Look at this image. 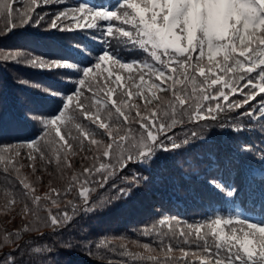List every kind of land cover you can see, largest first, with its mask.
<instances>
[{"label": "snow or ice", "instance_id": "snow-or-ice-1", "mask_svg": "<svg viewBox=\"0 0 264 264\" xmlns=\"http://www.w3.org/2000/svg\"><path fill=\"white\" fill-rule=\"evenodd\" d=\"M41 2L44 5L61 4L64 0ZM39 6L38 0H29L24 9H16L10 0H0V18H5L10 27H15L17 21L20 25L31 22L39 26L44 15L34 21L30 15L34 7ZM61 18L87 20L86 27L102 30L105 35L116 38L118 44L131 45L143 55L125 58L109 43L94 56L76 45L79 54L87 61L83 66L82 62H70L68 58L51 61L33 58L26 62L40 69H72L71 75L78 77L71 81L76 85L71 94L48 90L53 97L61 96L62 104L55 113L47 116L33 113L30 116L42 129L38 137L26 142L31 150L27 159L32 162L29 167L33 174L37 170V156L32 153H38L42 162H54L61 174L65 169H72L69 156L85 153L83 159L92 163L82 164L80 172L73 171L65 189L50 185L49 192L41 197L35 194V185L21 176L24 165L15 162V158L21 155L15 149L24 144L3 146L0 150V165L3 167L0 170L6 177L9 173L15 175L21 187L20 196L27 201L22 215L24 218L31 216L32 220L22 229L2 234L0 264H51L49 258L57 252L56 247L43 241V246L21 245L19 240L24 233L40 231L41 227H50L53 233L69 228L81 209L84 214H93L97 208L111 202L104 197L92 201L91 194L114 180L129 163L146 165L157 157L158 152H172L191 143L187 136L177 140L174 129L208 119L216 120L225 109L241 108L264 93V0H117L112 7L98 8L85 2L58 11L51 19L50 27L57 31H71V25L65 28L57 24ZM113 20L119 24L97 23ZM20 55L16 52L4 55L2 59L20 63L17 59ZM104 63H110L112 70L101 83L96 70ZM117 70L129 73L124 83H118L123 78L119 74L110 80ZM86 83L90 95H85ZM236 94L243 99L229 103V96ZM257 105V108L250 107L239 115L253 117L258 112L264 119V97ZM243 130V125L233 126L237 133ZM191 135L196 138L198 134L192 132ZM51 144L56 147H50ZM243 150L251 149L246 146ZM260 159L264 160V152L260 153ZM140 179L134 174L131 183L138 186ZM209 183L224 191L223 184L215 180ZM73 191L77 193L78 201L66 199ZM130 191V188H120L118 196L113 199L125 197ZM234 192V188H229L227 196L232 197ZM5 194L4 208L11 210L18 202L16 194L8 189ZM42 200L47 203H41ZM62 203L66 207L60 209ZM52 208L58 211L52 212ZM44 210L47 215L41 216ZM158 224L168 226L169 231L162 232L154 226L144 234L157 232L159 254L163 258L131 252L123 244L119 255L150 264H196L194 260L186 259L189 256L198 258L199 264H264V222L215 215L195 223L165 217ZM133 243L149 253L156 252L149 243ZM80 246L91 253L89 241H81ZM5 247H10L11 251L4 252ZM60 247L71 251L77 245L68 240L61 241ZM95 247L108 248V242L101 240ZM175 252L181 256H174Z\"/></svg>", "mask_w": 264, "mask_h": 264}, {"label": "trees", "instance_id": "trees-1", "mask_svg": "<svg viewBox=\"0 0 264 264\" xmlns=\"http://www.w3.org/2000/svg\"><path fill=\"white\" fill-rule=\"evenodd\" d=\"M10 2L16 9H24L29 0H10ZM38 2L41 6L34 7L30 15L33 21L44 15L39 26H34L31 22L20 25L17 21L15 27H10L5 18H0V150L4 145L24 144L23 147L15 149L21 153L15 158V162L24 165L21 168V176L27 177L37 189L35 194L43 197L49 192L50 185L57 189H65L72 172L82 171L81 165H90L92 161L83 159L85 153L69 156L72 169H65L61 174L54 162L52 164L42 162L38 158V153H32L37 156L35 161L37 170L33 174L32 168L29 167L32 162L27 159L31 150L27 148L26 142L38 137L42 129L30 116L33 113L43 116L55 113L62 104L61 96L53 97L49 95L48 90L71 94L76 87L71 81L78 77L71 75L74 71L72 69L55 67L51 70L40 69L26 62L33 58L48 61L68 58L70 62H82L81 66H83L87 61L79 54L76 45L90 51L93 56L95 53H100L102 48L108 47L109 43L117 47L125 58H137L143 54L131 45L118 44L116 38L105 35L102 30L86 27L88 21L84 19L57 20V24L65 28L71 25V31H57L50 27L51 19L66 7L85 2L97 8L112 7L117 0H64L61 4L47 5L42 4L41 0ZM15 15L16 13L14 17ZM97 23L116 25L119 21H97ZM123 27L130 26L123 25ZM16 52L21 53L17 57L20 63L2 59L4 55ZM104 64L106 66L102 64L101 69L96 70L101 77V83H103L102 78L112 70L110 63ZM117 74L123 77L118 83H124L129 76V73L117 70L110 80H114ZM86 89L87 83L85 95H90ZM244 91L247 92L248 89ZM262 97L264 93H260L255 100L249 101L241 108L232 111L225 109L216 120L208 119L199 123L185 124L183 128L177 127L174 129L176 139L180 140L187 136L191 143L172 152H158L157 157L146 165L129 163L127 168L118 172L114 180H110L104 188H97L91 194L92 201L104 197L111 201L108 205L97 208L93 214H84L81 209L69 225L71 231L65 228L60 233H53L50 227H41L40 231L32 230L24 233L19 243L29 246H43L42 241L53 244L57 252L49 258L51 264H109V261L111 264H150V262H134L129 257L119 255V252L122 251L123 244L131 252L163 258L159 254L160 237L157 232L144 234L154 226L159 231L168 232V226L158 224L162 218H175L184 223H195L221 215L238 216L258 223L264 222V160L260 159V153L264 152V119L259 117L258 112L253 117L239 115L250 107L257 108V102ZM220 99L222 101V98ZM237 99L243 97L239 94L230 95L228 102ZM83 123L88 122L83 121ZM235 125H243L244 130L239 133L233 131ZM192 132L198 134L196 138L192 137ZM52 136L54 137V132ZM40 143L43 146L44 142ZM246 146L251 150H243ZM50 147L56 145L51 144ZM52 158L54 160V156ZM2 167L0 165V169ZM134 174L141 177L138 186L131 183ZM211 180L223 184L224 191L210 184ZM113 184L116 185L115 188L112 187ZM120 188H130V194L113 199L118 196ZM229 188L235 189L232 197L227 196ZM5 189L14 192L18 200L11 210L4 208L7 199ZM20 192L21 187L15 175L9 173L6 177L0 170V239L5 231L22 229L32 220L31 216L24 218L22 215L24 202L27 201L22 200ZM66 199L78 201L79 198L73 191ZM41 203L47 202L42 200ZM65 207L63 203L60 205V209ZM51 211L56 212L58 209L52 208ZM68 211L69 213L72 211L70 206ZM40 215L46 216L47 210L41 211ZM68 240L77 247L71 251L61 248V241ZM85 240L90 242L91 253L80 246V242ZM101 240L108 242V248L95 247V244ZM133 241L138 244L149 243L156 252L149 253L137 247ZM3 251H11V248L5 247ZM173 255L180 257L181 253L175 252ZM27 258L25 256V259ZM186 259L194 260L199 264L196 257L189 256Z\"/></svg>", "mask_w": 264, "mask_h": 264}, {"label": "rangeland", "instance_id": "rangeland-1", "mask_svg": "<svg viewBox=\"0 0 264 264\" xmlns=\"http://www.w3.org/2000/svg\"><path fill=\"white\" fill-rule=\"evenodd\" d=\"M104 66H106V64H103Z\"/></svg>", "mask_w": 264, "mask_h": 264}]
</instances>
